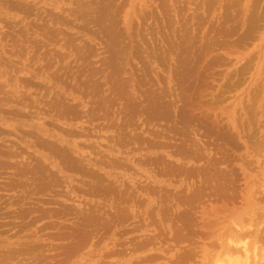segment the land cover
Masks as SVG:
<instances>
[{
  "label": "rangeland",
  "instance_id": "obj_1",
  "mask_svg": "<svg viewBox=\"0 0 264 264\" xmlns=\"http://www.w3.org/2000/svg\"><path fill=\"white\" fill-rule=\"evenodd\" d=\"M0 264H264V0H0Z\"/></svg>",
  "mask_w": 264,
  "mask_h": 264
},
{
  "label": "bare ground",
  "instance_id": "obj_2",
  "mask_svg": "<svg viewBox=\"0 0 264 264\" xmlns=\"http://www.w3.org/2000/svg\"><path fill=\"white\" fill-rule=\"evenodd\" d=\"M230 256H231V255H230ZM247 256H248V255H247ZM247 256H246V257H247ZM229 258H230V257H229ZM230 259H231L232 261L234 260L233 258H230Z\"/></svg>",
  "mask_w": 264,
  "mask_h": 264
}]
</instances>
